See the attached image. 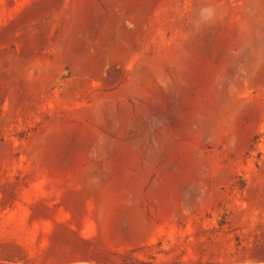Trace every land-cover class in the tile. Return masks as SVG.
<instances>
[{"label": "rangeland", "instance_id": "rangeland-1", "mask_svg": "<svg viewBox=\"0 0 264 264\" xmlns=\"http://www.w3.org/2000/svg\"><path fill=\"white\" fill-rule=\"evenodd\" d=\"M0 264H264V0H0Z\"/></svg>", "mask_w": 264, "mask_h": 264}]
</instances>
